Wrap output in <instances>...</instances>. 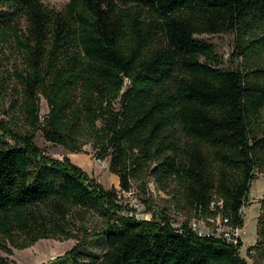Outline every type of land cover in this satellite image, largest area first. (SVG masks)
<instances>
[{
  "label": "trees",
  "instance_id": "16d2710c",
  "mask_svg": "<svg viewBox=\"0 0 264 264\" xmlns=\"http://www.w3.org/2000/svg\"><path fill=\"white\" fill-rule=\"evenodd\" d=\"M228 34L244 62L235 70L197 39ZM1 49L15 60L0 62V252L73 240L69 264H247L243 242L177 230L164 212L139 220L123 193L136 187L151 210L153 182L193 216L245 226L264 174V0H0ZM38 133L73 153L90 147L121 191L46 155ZM261 206L248 252L264 260ZM92 238L101 256L83 253Z\"/></svg>",
  "mask_w": 264,
  "mask_h": 264
},
{
  "label": "rangeland",
  "instance_id": "374dc122",
  "mask_svg": "<svg viewBox=\"0 0 264 264\" xmlns=\"http://www.w3.org/2000/svg\"><path fill=\"white\" fill-rule=\"evenodd\" d=\"M69 0H44L46 6L55 9H62ZM197 39L214 46L218 59L221 63V68L235 70L241 68L243 60L235 57V36L228 35H202L197 36ZM6 55V58L4 57ZM9 54L3 53L0 50V62L3 63V68L10 67L8 61L15 59L7 58ZM11 57V56H10ZM1 109V108H0ZM42 117L48 114V106L45 100H41ZM6 119L0 115V120ZM37 146L51 158L63 160L69 158L70 161L82 168L91 178L99 182L105 189L116 188L120 190L119 179L109 171L108 162L100 161L94 158L93 151L90 147L85 146L81 152H70L69 150L56 147L47 143L41 136L37 134L35 140ZM106 163V164H105ZM137 194L135 196H124L125 203L129 204L132 211L130 215H135L142 220H151L153 218L160 219V213L164 212L170 220L176 225L184 224L189 221L193 214L185 211L183 208L176 206V201L172 195L156 189L153 182L150 183V194L148 195L149 204L153 209H149L145 203L144 197L135 187ZM124 195V193H123ZM264 199V174L256 173V180L253 182L250 195L242 209V217L245 223L244 229L240 233V239L243 241V246L240 250V255L247 261V264H264L259 254L256 251L251 253L248 250L255 246L258 242V220L263 215L261 201ZM92 224H100V221L95 219ZM218 235H224L225 232L230 233V229L223 227L218 231ZM77 245L76 241H59V240H41L30 248L23 251L13 249L12 255H7L0 252L2 257H7L12 264H69L68 259L63 256L71 251ZM105 243L103 239L92 238L89 245L83 250V253L91 257L101 256L105 251Z\"/></svg>",
  "mask_w": 264,
  "mask_h": 264
},
{
  "label": "built area",
  "instance_id": "2783aa9c",
  "mask_svg": "<svg viewBox=\"0 0 264 264\" xmlns=\"http://www.w3.org/2000/svg\"><path fill=\"white\" fill-rule=\"evenodd\" d=\"M137 194V191L135 188H131L128 192H124V196H135ZM216 206L222 208L223 206V201L218 200L216 202H213L211 207L214 209ZM139 220H142L138 217H136ZM172 222V221H171ZM189 228L198 236L200 237H217V238H223L226 239L227 241L233 243L234 245H238L239 242H243L240 239V233L244 229L241 227H237L235 229L231 228L228 226L229 220L227 218H223L221 215L211 218V217H204L201 214L198 216H194L189 221L187 222ZM184 224H179L176 225L175 223L172 222V226L177 229V230H182ZM211 227H218V231L225 227L230 229V235L229 233L225 232L224 235H218L217 230L214 231V228L211 229Z\"/></svg>",
  "mask_w": 264,
  "mask_h": 264
},
{
  "label": "bare ground",
  "instance_id": "6f19581e",
  "mask_svg": "<svg viewBox=\"0 0 264 264\" xmlns=\"http://www.w3.org/2000/svg\"><path fill=\"white\" fill-rule=\"evenodd\" d=\"M106 164V163H105Z\"/></svg>",
  "mask_w": 264,
  "mask_h": 264
}]
</instances>
